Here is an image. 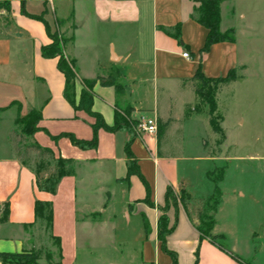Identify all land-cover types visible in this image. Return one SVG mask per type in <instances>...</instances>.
I'll return each mask as SVG.
<instances>
[{"label":"crops","instance_id":"0c3cea01","mask_svg":"<svg viewBox=\"0 0 264 264\" xmlns=\"http://www.w3.org/2000/svg\"><path fill=\"white\" fill-rule=\"evenodd\" d=\"M195 1L9 0L10 12L0 10V241L17 247L0 252L50 251L34 247L43 221L35 215V204L44 202L50 205L51 221L42 234H49L58 245L53 263L172 264L159 240L158 224L164 215L165 246L175 255L176 264H264V220L261 225L246 226L243 233L232 232L228 218L220 216L222 193L213 234L224 236V246L201 239L185 209L195 222L192 211L204 197L189 192L184 194V206H166L167 188L178 191L189 186L179 176V159L159 157L157 136L140 135L130 127L112 133L99 129L94 135L93 118L74 110L65 98L67 84L58 59L41 54V48L51 43L44 23L50 33L60 27L69 34L64 54L81 82L119 75L125 86L121 95L98 83L90 91L92 111L107 126L113 125L115 106L122 101L132 109L127 121L143 116L142 109L161 119L156 96L145 105L137 87L150 86L153 93L161 87L167 95L172 90L184 92L186 87L191 92L187 82L199 64L207 78L223 77L232 69L246 70L239 58V36L250 27L244 25L247 12L239 4L264 7V0H220L219 29H232L235 41L214 44L201 54L206 30L191 19ZM176 28L178 39L161 30ZM184 52L188 58L182 57ZM31 110L38 111L41 120L30 142L50 149L57 159L75 163L72 175L60 180L54 194L38 189L34 172L21 162L8 140L14 120ZM67 135L84 142L95 138L96 147L79 149L62 137ZM128 142L141 178L127 174ZM223 167L226 172L228 164ZM235 198L237 203L245 194L237 192ZM194 199L198 202L191 203ZM5 205L8 214L1 221ZM100 248H108L110 255L101 257Z\"/></svg>","mask_w":264,"mask_h":264},{"label":"rangeland","instance_id":"374dc122","mask_svg":"<svg viewBox=\"0 0 264 264\" xmlns=\"http://www.w3.org/2000/svg\"><path fill=\"white\" fill-rule=\"evenodd\" d=\"M239 6L247 12H245L247 15L244 22L245 27H250L239 36V58L247 68L244 71L240 68L236 69L237 74L242 78L221 88L216 96V115L219 119L217 125L226 137L224 143L219 144L221 140L219 135L214 134L209 127L207 105L189 92L187 87L184 92L172 90L169 95L161 87H157L155 93L152 92L150 86L137 88L139 95L145 99V105L150 104L153 96H156L161 119L171 118L173 120L165 135L164 142L167 143L163 144L162 150L167 151L169 147L172 148L170 153L179 159V176L187 180L189 186L183 190H171L169 203L184 206V194H189V192L202 198L210 195L213 185L206 178V174L209 172L213 178H216L220 169L228 164L224 181L220 184V190L223 193L220 216L228 218L229 230L243 233L246 226L255 227L261 225L264 220V7L261 4L256 6L247 2ZM51 35L54 39L66 42L69 38V34L58 26L53 29ZM115 77V75L112 76L113 84L116 86L113 89L120 95L125 94V86L119 75L118 78ZM78 88L82 90L83 82L74 72L69 86V97L75 103L81 93ZM115 110L120 117H131L130 110L132 109L123 101L116 104ZM140 112L143 116L157 118L155 115H150L148 109H142ZM25 115L21 114L19 117ZM8 116L7 114L6 122ZM136 121L137 119L130 127L134 132H136ZM93 122L95 123L94 119ZM20 130L21 126L15 127L12 123L11 132L8 134L11 146L13 132L19 133ZM25 140L26 143L20 142L17 145L18 152L36 178L38 177L41 181L55 178L58 159L53 156L50 158L42 156L29 149L25 150L24 145L31 143L29 137ZM137 142L141 144L139 139ZM218 149L220 152L214 154V159L207 161L206 158H209L207 152L209 150L215 152ZM108 186L110 190L114 189L113 184L110 183ZM237 192L245 194V198L237 199L235 203ZM114 200L115 206L119 208L120 196L117 195ZM197 202L198 199H194L191 203ZM40 225L39 235L41 236L35 241L34 247L36 249L49 248L53 259L57 260V242L51 241L49 234H42V229L46 226L44 220ZM3 244L0 241V251H11L17 248L15 243L13 245ZM107 249L100 248L98 254L101 257L110 255L111 252L109 253ZM115 254L118 256L117 252ZM44 261V257L41 256L39 262L44 264Z\"/></svg>","mask_w":264,"mask_h":264},{"label":"trees","instance_id":"16d2710c","mask_svg":"<svg viewBox=\"0 0 264 264\" xmlns=\"http://www.w3.org/2000/svg\"><path fill=\"white\" fill-rule=\"evenodd\" d=\"M220 4H221L220 0L195 1V6L193 7L191 13V19L194 20L196 23L200 24L201 26H203V28H205L206 30L205 41L200 51L201 54L207 53L210 47L214 44L234 43L235 41L234 31L232 29H229L225 32H221L219 29ZM0 10H4L5 13L7 14L10 12L9 0H0ZM27 15L31 18L38 19L40 21L42 20L41 17L39 18V17L31 16L29 14ZM44 25L46 32L51 40V43L48 46L41 48V54L44 58L47 59H52V58L58 59V64H57L58 70L64 75L67 84V90L65 91V98L74 108V110L84 111L95 120V123H93V125L91 126L94 135L99 129H103L106 132L112 133L120 129L121 127H128V128L131 127L133 121L125 120V118L120 117V115H118L117 113H115V120L113 125L107 126L104 123L101 116L98 113L92 111L93 97L90 91L97 83L104 87H116L113 84L112 76H108L107 78L98 77L93 80L83 81V88L81 90L78 103H75V101L69 97V86L71 85V81L73 79L75 69L73 63L69 61L64 54V47L66 41L54 39L47 25L45 23ZM161 30L165 32V34L175 39L179 38L178 28H176L172 32L166 29H161ZM241 69L242 68H240V70ZM241 78L242 77L237 74L236 69L229 70L228 73L223 77L207 78L203 75L201 71V65L199 64L194 73L193 78L187 82V85L189 86L191 92L195 96H197L201 100V102L207 105L208 124L211 131L214 134L219 135L221 139L219 141L220 143L218 142L219 144L224 143L226 137L222 129L217 125L219 119H217V115H216V111H217L216 96L221 88L228 86L232 83H235L237 80ZM40 120H41L40 113L36 112L35 110H31L23 117L18 116L13 122V125L15 127L21 126V130L19 133L14 131L12 134L13 137L11 138H12L13 149L15 150L17 156L25 166H28V164L26 163V161L22 160V157L18 152L17 145L20 142L26 143L25 138L28 137L31 138L37 131L40 130L39 127ZM156 122H157L156 136H157L158 156L161 158H165V157L176 158L173 154L170 153V150L172 149L171 147H169L167 151L162 150L163 144L167 143L166 141L164 142L165 135L170 129L173 120L171 118L162 120L157 117ZM62 137L69 138L71 144L79 149H94L96 147L95 138L90 142H84L81 140H77L69 135ZM24 146H25L24 147L25 150L29 149L31 151L39 153L42 156H48L49 158L52 157V152L48 148H42L39 145H35L32 143H27ZM203 146L205 149L206 148L205 143L203 144ZM129 147H130V142H128L125 147V154L127 159L129 160L127 174L129 176L137 175L141 178L139 171L135 166V163L131 157ZM219 152H220L219 149L215 152L213 150H209L207 152V157L214 158V154H217ZM57 162H58V170L56 172L55 178L45 179L44 181H41L38 177L36 178V184L39 190L48 192L50 194H54L56 192L59 181L65 176L72 175L74 171L73 168L75 163L71 159L58 158ZM224 172H225V167H222L216 178H213L209 172L206 174V178L213 185V190L210 195L204 197L199 202V204L193 209L192 214L195 218V222L193 221L192 218H190V213L185 209L187 216L189 217L190 221L193 223L196 231L199 233L200 238L209 239L210 241L214 242L221 248L224 246L225 238L222 235H214L213 229L216 223L215 214L218 210L222 198L220 184L222 182ZM147 192L149 193L148 188H147ZM170 193H171V189L167 188L165 195L166 206L169 205ZM146 202H149L148 198L146 199ZM7 214H8V207L7 205H5L4 210L2 212L1 221L6 220ZM35 215L37 218L44 220L46 222L47 227H49L51 221V208L48 203L36 202ZM165 222H166V218L163 215L159 219V224H158L161 249L164 253H166L172 258V264H176L175 255L169 252L165 246V236L168 233L167 229L164 226ZM55 241L57 242L56 239ZM41 256L44 257L46 264H60L59 262L53 263L52 254L48 250L42 252L34 251V250L23 251V252H0V263L1 264H40L39 260Z\"/></svg>","mask_w":264,"mask_h":264},{"label":"built area","instance_id":"2783aa9c","mask_svg":"<svg viewBox=\"0 0 264 264\" xmlns=\"http://www.w3.org/2000/svg\"><path fill=\"white\" fill-rule=\"evenodd\" d=\"M188 53H182L183 58H188ZM136 132L140 135H157V122L155 117L140 116L136 121Z\"/></svg>","mask_w":264,"mask_h":264}]
</instances>
